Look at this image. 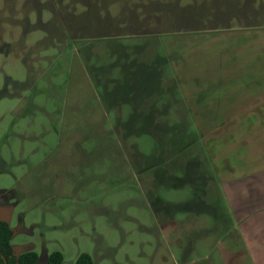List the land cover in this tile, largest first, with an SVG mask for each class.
<instances>
[{
	"label": "rangeland",
	"instance_id": "rangeland-1",
	"mask_svg": "<svg viewBox=\"0 0 264 264\" xmlns=\"http://www.w3.org/2000/svg\"><path fill=\"white\" fill-rule=\"evenodd\" d=\"M254 19L264 0H0V219L14 252L34 251L36 264L54 251L61 264L81 253L93 264H237L221 252L231 237L212 183L207 195L192 183L184 108L156 119L160 131L145 121L151 134L136 116L70 110H89L97 84L135 103L155 98L174 81L164 49L176 32ZM111 125L117 154L99 134ZM125 154L130 163L111 160Z\"/></svg>",
	"mask_w": 264,
	"mask_h": 264
},
{
	"label": "crops",
	"instance_id": "crops-1",
	"mask_svg": "<svg viewBox=\"0 0 264 264\" xmlns=\"http://www.w3.org/2000/svg\"><path fill=\"white\" fill-rule=\"evenodd\" d=\"M164 50L174 81L155 98L135 103L111 91L103 94V85L96 83L98 99L86 111L82 104L71 107L72 117L83 118V112L94 109L115 119L136 116L141 119L139 132L151 134L145 121L150 119L160 131L162 122L156 119L178 118L177 108H184L190 127L180 120L192 135L189 148L195 149L188 160L194 161L199 174L192 183L203 195L212 183L214 193L207 197H219L221 222L231 237L221 252L235 257L237 264H264V20L179 31ZM108 128L100 126L99 134L112 135L108 145L117 154V134L122 132L115 125ZM123 142L126 145L127 139ZM178 143L176 134V148ZM111 160L115 165L130 163L126 154L119 162L116 157ZM212 201L203 202L206 206Z\"/></svg>",
	"mask_w": 264,
	"mask_h": 264
},
{
	"label": "trees",
	"instance_id": "trees-1",
	"mask_svg": "<svg viewBox=\"0 0 264 264\" xmlns=\"http://www.w3.org/2000/svg\"><path fill=\"white\" fill-rule=\"evenodd\" d=\"M182 126V125H181ZM170 143V141H169ZM175 146V145H174ZM172 145H168L167 148H172ZM167 148L159 149L165 150ZM173 149H171L172 151ZM171 151L169 155L171 154ZM176 154L174 155V157ZM160 157H163L160 155ZM12 237V230L9 227L8 222L5 219H0V264H36L38 255L34 251H25L20 254H16L11 246L10 240ZM63 256L61 252H52L46 264H61ZM75 264H93V261L89 254L81 253Z\"/></svg>",
	"mask_w": 264,
	"mask_h": 264
}]
</instances>
